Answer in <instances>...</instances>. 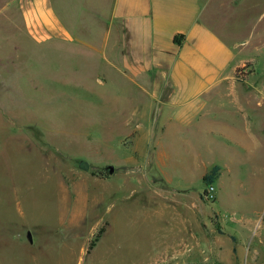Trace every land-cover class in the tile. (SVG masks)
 <instances>
[{
	"label": "rangeland",
	"instance_id": "374dc122",
	"mask_svg": "<svg viewBox=\"0 0 264 264\" xmlns=\"http://www.w3.org/2000/svg\"><path fill=\"white\" fill-rule=\"evenodd\" d=\"M113 1L45 0L46 31L66 27L56 39L32 34L20 0H0V264H264V0L216 25L251 58L239 89L168 123L99 50ZM200 117L249 118L258 153L217 147ZM213 165L216 197L195 207ZM195 211L197 242L178 218Z\"/></svg>",
	"mask_w": 264,
	"mask_h": 264
},
{
	"label": "crops",
	"instance_id": "0c3cea01",
	"mask_svg": "<svg viewBox=\"0 0 264 264\" xmlns=\"http://www.w3.org/2000/svg\"><path fill=\"white\" fill-rule=\"evenodd\" d=\"M43 2L45 0H20L32 34L38 38L45 34L63 38L66 27L59 21L55 25L49 22L46 31L45 16L40 14ZM255 5L256 0H114L109 29L104 38L98 40L99 50L102 47L104 58L161 106L160 117L165 116L168 123L169 111H175L179 117L190 112L200 113L217 95L235 93L239 89L234 84L236 68L251 58L241 56L243 42L228 43L216 30V25H225L232 12ZM112 26L114 38L110 33ZM176 35H183L180 43L174 41ZM257 90L263 93L260 88ZM200 121L207 122L204 132L219 141L217 147L229 153L237 147L258 153L251 149L257 144L251 145L249 141H259L260 134L251 129L249 118L241 122L200 117ZM164 127L162 123L161 131ZM202 200L200 196L192 203L196 207ZM75 212L80 213V210ZM178 218H183V225L178 229L185 237L195 242L202 240L201 214L198 216L195 211L194 215ZM167 253L184 254V251L174 247Z\"/></svg>",
	"mask_w": 264,
	"mask_h": 264
},
{
	"label": "trees",
	"instance_id": "16d2710c",
	"mask_svg": "<svg viewBox=\"0 0 264 264\" xmlns=\"http://www.w3.org/2000/svg\"><path fill=\"white\" fill-rule=\"evenodd\" d=\"M182 37H183V35H176V36H174V41L177 42V43H180ZM236 78L239 79L237 76H236ZM79 165L86 166L87 163L84 160H80L79 161ZM218 169H219V167L217 165H214L210 169V171L208 173H206V174L203 175L202 180H203V182L206 185L212 184L214 182V180L217 178V175H218V172H217ZM200 195H201V198L204 199V197H203L204 190H203V192ZM103 231H104V227L103 226L98 229V231L96 232L95 236L93 237V239L89 243L88 251L94 246L95 242L101 236V234L103 233ZM232 239H234V237H232Z\"/></svg>",
	"mask_w": 264,
	"mask_h": 264
},
{
	"label": "built area",
	"instance_id": "2783aa9c",
	"mask_svg": "<svg viewBox=\"0 0 264 264\" xmlns=\"http://www.w3.org/2000/svg\"><path fill=\"white\" fill-rule=\"evenodd\" d=\"M204 199L207 201H212L215 199V188L213 184H208L206 188L204 189Z\"/></svg>",
	"mask_w": 264,
	"mask_h": 264
},
{
	"label": "water",
	"instance_id": "95a60500",
	"mask_svg": "<svg viewBox=\"0 0 264 264\" xmlns=\"http://www.w3.org/2000/svg\"><path fill=\"white\" fill-rule=\"evenodd\" d=\"M105 170H106L109 174H111V173L113 172V167H112L111 165H107V166H105Z\"/></svg>",
	"mask_w": 264,
	"mask_h": 264
}]
</instances>
